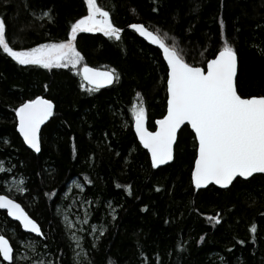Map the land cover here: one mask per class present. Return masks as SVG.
<instances>
[{
	"label": "trees",
	"instance_id": "16d2710c",
	"mask_svg": "<svg viewBox=\"0 0 264 264\" xmlns=\"http://www.w3.org/2000/svg\"><path fill=\"white\" fill-rule=\"evenodd\" d=\"M97 2L122 29L120 39L80 31L74 44L83 65L116 70L112 84L90 90L78 69L20 65L0 50V193L17 200L43 233L22 231L0 209V234L14 256L0 264H264V174L196 189L190 177L196 141L187 125L173 160L152 167L133 131L132 108L143 102L146 127L154 129L166 107V65L128 27L142 23L194 66L222 46L223 32L237 53L238 92L264 95V0ZM85 13V0H0L6 38L17 49L66 39ZM36 95L54 104L37 153L19 136L14 112ZM13 176L24 192L5 191L3 182ZM73 180L81 188H69ZM82 205L88 215L77 245L60 210L82 214ZM91 225L99 229L91 232ZM18 241L29 243L24 259L15 258Z\"/></svg>",
	"mask_w": 264,
	"mask_h": 264
},
{
	"label": "snow or ice",
	"instance_id": "6c2138e0",
	"mask_svg": "<svg viewBox=\"0 0 264 264\" xmlns=\"http://www.w3.org/2000/svg\"><path fill=\"white\" fill-rule=\"evenodd\" d=\"M85 4L87 14L71 23L66 39L38 43L32 47L17 49L11 46L6 38V22L0 18V50L20 65H36L45 69L71 66L76 70L82 60L74 44L78 32H101L106 37L119 40L122 31L112 22L109 12L98 5L97 0H85ZM41 15L52 20L48 9L42 10ZM220 26L223 29L222 20ZM128 27L148 38L152 44L159 45L167 65V111L155 121L156 130L149 131L144 126L143 102L132 108L135 133L150 153L152 166L173 159V141L177 129L187 122L195 133L196 141L194 165L190 173L191 184L195 188L200 189L210 182L227 187L236 178L247 179L255 173L264 174V95L245 96L238 92L234 82L238 71L237 53L232 43L224 39L223 32L222 46L208 54L211 58L206 59V68H203L186 62L176 47L168 46L142 23H131ZM78 74L90 90L112 84L118 78L115 69L101 71L87 64L78 69ZM81 87H85V84L82 83ZM14 112L15 128L24 143L39 152L40 128L53 114V101L36 95L19 103ZM25 190L24 187L18 189L20 192ZM0 209H5L8 216L18 219L24 229L43 235L40 225L15 199L0 195ZM92 227L95 230L96 226ZM250 231H256L255 224L250 226ZM72 235L73 239L78 240L75 233ZM0 258L8 262L14 259L13 248L3 235H0ZM39 264L53 262L39 261Z\"/></svg>",
	"mask_w": 264,
	"mask_h": 264
},
{
	"label": "rangeland",
	"instance_id": "374dc122",
	"mask_svg": "<svg viewBox=\"0 0 264 264\" xmlns=\"http://www.w3.org/2000/svg\"><path fill=\"white\" fill-rule=\"evenodd\" d=\"M87 14V6H86V13L84 15ZM58 42V41H57ZM83 66V63L81 61L80 64H78L76 66V69H80ZM5 169V166L3 164V162L0 161V171H3ZM3 186L5 188V191L11 194H15V193H19L20 191H18L19 187H22V180L20 177H10L8 180H6L5 182H3ZM76 187V188H81L80 184L76 181L73 180L70 182L69 188L70 187ZM61 218L63 219V221L65 222V225L67 226V228L69 229L70 235L73 238V233H75V236L78 238L77 239H73L74 242H76V244L78 245L79 242V232L82 231L85 227V221L87 218V211L85 206H81V212L82 214H77L74 213V211L70 208V206L68 207H64L61 210ZM72 225L71 227H69V225ZM93 225H91V232L96 231L97 229H99V227H95V230L92 227ZM29 243H24L21 241H18V245H19V250L18 252L15 254V258L16 259H24L26 257V251L24 248V246L28 245Z\"/></svg>",
	"mask_w": 264,
	"mask_h": 264
},
{
	"label": "water",
	"instance_id": "95a60500",
	"mask_svg": "<svg viewBox=\"0 0 264 264\" xmlns=\"http://www.w3.org/2000/svg\"><path fill=\"white\" fill-rule=\"evenodd\" d=\"M150 30V29H149ZM151 31V30H150ZM153 32V31H152ZM154 33V32H153ZM138 34V33H137ZM155 34V33H154ZM139 35V34H138ZM140 36V35H139ZM158 36V35H157ZM142 39H144L146 42H148V43H150L151 45H153V46H155L159 51H160V54H161V57H162V59H163V54H162V50L159 48V45H155V44H152V42L148 39V38H146V37H142V36H140ZM163 61H164V59H163ZM164 63H165V65H166V62L164 61ZM89 66V65H88ZM83 67V66H82ZM89 67H91V68H96V69H99V70H101V71H105V70H107V69H104V68H99V67H93V66H89ZM166 67H167V65H166ZM201 67H203V68H206V63H205V65L204 66H201ZM237 69H238V60H237ZM234 82H235V84H236V77L234 78ZM102 86H106V85H102ZM42 96V95H41ZM46 98V97H45ZM46 99H48V98H46ZM53 109H54V104H53ZM166 111H167V94H166V107H165V112H164V114L163 115H165L166 114ZM163 115L162 116H160L159 118H156L155 119V121L157 120V119H160V118H162L163 117ZM49 119V118H48ZM47 119V120H48ZM47 120L41 125V128H42V126L47 122ZM155 121H154V124H155V126H154V129H148L147 127H146V119H145V122H144V126L149 130V131H155L156 130V123H155ZM184 125H187L188 126V128L192 131V133H193V135H194V138H195V133H194V131L191 129V126L187 123V122H185L184 124H182L178 129H177V133H176V139L173 141V156H174V146H175V143H176V140H177V136H178V132H179V130L184 126ZM41 128H40V131H41ZM132 128H133V131H134V133H135V127H134V119L132 120ZM17 132H18V130H17ZM18 134H19V132H18ZM19 136H20V134H19ZM39 136H40V132H39ZM135 136H136V138H137V140H138V142L140 143V141H139V138L137 137V135H136V133H135ZM21 138H22V140H23V137L22 136H20ZM24 142V141H23ZM25 144V143H24ZM141 144V143H140ZM25 146L26 147H28L29 149H31L27 144H25ZM141 146L143 147V145L141 144ZM143 149L144 150H146V152H147V154H148V157H149V160H150V163H151V155H150V153L148 152V150L147 149H145L144 147H143ZM32 151H34V152H36L37 153V151H35V150H33V149H31ZM173 160V159H172ZM172 160H170V161H165V163L164 164H161V165H157L155 168H157V167H160V166H163V165H166V164H168V163H170ZM152 165V164H151ZM194 165V161H193V164H192V166ZM255 174H259V173H255ZM191 177V176H190ZM240 179H245V178H240ZM248 179V178H247ZM235 180V179H234ZM209 185H214V186H216V187H218V188H227V187H229V186H227V187H221V186H219V185H215L214 183H212V182H210L209 183ZM209 185H206V186H202V188H205V187H207V186H209ZM197 189V188H196ZM0 195H6V194H4V193H0ZM10 197V196H9ZM10 198H12V197H10ZM12 199H14V198H12ZM17 201V200H16ZM17 203H19L18 201H17ZM20 204V203H19ZM21 205V204H20ZM21 207H22V205H21ZM23 208V207H22ZM24 209V208H23ZM1 210H3V211H5V213H6V215H7V211L5 210V209H1ZM25 210V209H24ZM25 212H26V210H25ZM27 213V212H26ZM28 214V213H27ZM29 215V214H28ZM30 216V215H29ZM7 217L8 218H10L11 220H13V221H16L18 224H19V226H20V228L22 229V231H24V232H27V233H31V234H33V235H35V236H41L40 234H37V233H32L30 230H28V229H24L23 227H22V225H21V223H20V221L18 220V219H16V218H14V217H11V216H8L7 215ZM31 217V216H30ZM32 218V217H31ZM33 219V218H32ZM0 235H3V236H5L4 234H0ZM5 238L6 239H8L7 238V236H5ZM8 241H9V239H8ZM9 243H10V241H9ZM10 245H11V243H10ZM12 246V245H11ZM13 248V247H12ZM2 259V258H1ZM5 262H7V263H10V262H8V261H5Z\"/></svg>",
	"mask_w": 264,
	"mask_h": 264
},
{
	"label": "bare ground",
	"instance_id": "6f19581e",
	"mask_svg": "<svg viewBox=\"0 0 264 264\" xmlns=\"http://www.w3.org/2000/svg\"><path fill=\"white\" fill-rule=\"evenodd\" d=\"M153 167V166H152Z\"/></svg>",
	"mask_w": 264,
	"mask_h": 264
}]
</instances>
